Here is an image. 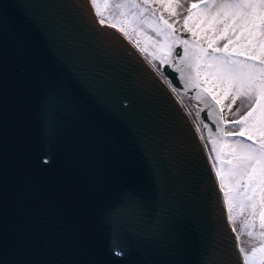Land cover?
Listing matches in <instances>:
<instances>
[{
	"label": "snow or ice",
	"instance_id": "1",
	"mask_svg": "<svg viewBox=\"0 0 264 264\" xmlns=\"http://www.w3.org/2000/svg\"><path fill=\"white\" fill-rule=\"evenodd\" d=\"M90 3L94 6L91 13L86 4L39 6L0 0V42L10 43L16 54L22 73L21 87L39 93L47 137L42 162L55 161L54 149L66 113L71 112L81 122L89 121L90 116L85 102L30 41L20 9H24V17H30L35 16V8L46 7L52 24L65 33L69 50L80 58L81 67L87 71V54L63 13L65 7H71L85 22L91 42L122 54L135 69L131 75L135 85L132 91L115 77L97 86L109 106L131 123L140 124L144 136L149 134L147 117H141V102L154 88L164 91L167 86L112 29H119L129 40L132 31H139L149 46H156L152 56L157 57L158 49L159 60L179 74L176 77L167 73L170 83L190 77L194 87L211 95L215 124L207 123V135L213 137L211 144L215 151L210 154L208 164L219 162L215 172L227 194L229 208L234 200L238 207L244 204L252 209L257 202L264 204V0H90ZM106 13L112 18L111 27H102L109 23L108 19H100ZM113 13L120 17L119 21ZM202 64L214 69L210 76L201 72ZM0 78L6 81V66L0 67ZM204 118L209 120L207 112ZM176 119L179 123L183 116ZM229 125L237 131L228 130ZM92 139L106 149L104 158L94 165L83 161L69 176V182L84 195L105 183L120 152L118 143L102 127L93 128ZM221 144L230 153L227 172ZM202 149L200 141L191 145L189 151L195 157ZM16 194L26 200L38 197L27 190L23 178L21 190ZM9 195L5 177L0 189V264H188L186 244L166 184L160 185L155 201L135 188L121 194L119 201L106 210V218L112 225L111 239L99 252L90 243L91 223L86 214L78 216L69 227L55 222L54 209L42 206L23 222L10 224ZM258 215L264 227V213ZM131 222L138 225L135 241L122 228ZM199 264H264V245L244 249L237 241L231 247L208 246L201 252Z\"/></svg>",
	"mask_w": 264,
	"mask_h": 264
},
{
	"label": "water",
	"instance_id": "2",
	"mask_svg": "<svg viewBox=\"0 0 264 264\" xmlns=\"http://www.w3.org/2000/svg\"><path fill=\"white\" fill-rule=\"evenodd\" d=\"M17 2L39 6L86 4L91 13L87 0ZM34 12L35 16L24 17V9H20L30 41L58 75L72 86L75 95L85 102L90 119L81 122L71 112L66 113L54 149L55 161L42 162L47 137L39 93L21 87L22 73L16 54L10 43L0 42V67L7 68L6 81L0 78V189L6 177L10 224L23 222L42 206L54 209L55 222L69 227L78 216L86 214L91 223L90 243L99 252L111 239L112 225L106 218V210L117 203L128 188H135L155 201L163 183L178 218L188 264H199L200 254L208 246L231 247L235 240L226 223L213 172L203 149L195 157L191 155L190 146L200 140L188 113L185 111V114L169 89L154 88L141 102V117H147L150 130L144 136L140 124L131 123L113 110L97 90L98 85L113 77L127 90H134L131 75L135 69L129 61L122 54L91 42L85 22L74 9L65 7L63 13L69 27L87 54L89 63L85 71L80 58L69 50L65 33L52 24L49 10L37 7ZM167 73L179 77L170 65L165 68V74L171 79ZM173 85L180 92L208 100L209 108L204 113H208L209 120H205L204 113L203 120L215 124L212 118L214 101L202 89L194 87L190 77L178 79ZM177 116H183L179 123ZM96 126L111 134L120 152L109 168L105 183L84 195L69 182V176L83 161L94 165L104 158L106 149L92 139V130ZM213 131L218 132V128ZM21 178L28 191L38 194L37 198L26 200L16 194L21 190ZM122 228L134 241L137 239L135 222L122 225Z\"/></svg>",
	"mask_w": 264,
	"mask_h": 264
},
{
	"label": "bare ground",
	"instance_id": "3",
	"mask_svg": "<svg viewBox=\"0 0 264 264\" xmlns=\"http://www.w3.org/2000/svg\"><path fill=\"white\" fill-rule=\"evenodd\" d=\"M100 19H105V16L100 17ZM118 31H119V29H118ZM121 34L128 39L127 35H125L124 33H121ZM137 41L138 40H136L134 38L129 40L131 45L137 51H139L143 57H145L147 62L150 64V66L156 71L158 76L162 78V80L164 81V83L166 85H168V87L171 89V91L173 92V94L177 98L176 100H178L177 101L178 104H180L184 108V110L188 113L191 121L195 125L197 132L199 133L200 140L203 141V151L207 157V160H209L211 158L210 154L213 153L212 152L213 146L211 144V140L213 137H209L207 135V133H208L207 123L202 120V113L209 107L208 100L203 99V98H197L196 96H194L192 94L183 93V92H180L177 89H175L174 86L170 83L169 79L164 74L165 64L155 63L145 53V51L142 50V48L145 46V44L144 43L138 44ZM202 67H203V64L201 65V72L204 71V70L202 71ZM206 88H207V84L204 82V89H206ZM202 91L206 93L205 95H210L209 93H207L203 89H202ZM223 111H225V110H223ZM205 150H206V152H205ZM221 152H222L224 159H225V166H224L225 171H227L228 170L227 161L230 159L229 149L224 144H221ZM218 163L219 162L217 161V164ZM217 164H209V166H210V169L212 170L213 174L215 175V178L218 180L219 185H220V189L223 192V188L221 187V182L219 180V174L215 172V168H216ZM223 194L225 195V199H226V203H227V194H225L224 192H223ZM227 206H228V204H227ZM234 207H237V203L235 200H234L231 208H229V206H228V211H229L231 223L234 226V229L236 230V232L238 234L239 242H240V245L242 246V248L251 249V248H256V247H260V246L264 245V228L263 229L261 228V221H260L259 215H258L259 213H264V204L257 202L256 210H254V213L251 210L247 211V207L244 204H241V206L238 207L241 210V212H244L245 215H248L247 219H249L251 226L255 227L257 229L258 233H257L255 238H247L246 235L240 231V229L238 227L239 225H238L237 220H236V212L234 210L235 209Z\"/></svg>",
	"mask_w": 264,
	"mask_h": 264
},
{
	"label": "rangeland",
	"instance_id": "4",
	"mask_svg": "<svg viewBox=\"0 0 264 264\" xmlns=\"http://www.w3.org/2000/svg\"><path fill=\"white\" fill-rule=\"evenodd\" d=\"M113 15L115 16V13H113ZM105 19H108L109 20V23H112V18L108 16V14L106 13L105 14ZM115 19L116 21H119L120 20V17L119 16H115ZM132 38L140 41V43H144L145 46L143 48H147V51H145V53L155 62V63H162L160 60H159V50L157 49V57L154 58L152 56V51L153 49L156 48V46L154 44H152L151 46H149V43L146 41L145 37L141 36L139 31H132ZM204 70V71H203ZM202 71L204 73H207L209 76L211 75V72L214 71V69H212L211 67L207 66V65H203L202 67ZM205 83L207 84V81H205ZM235 111V109L233 110ZM225 112H226V109H225ZM228 130L230 131H237V129H235L233 126L229 127ZM227 172V171H226ZM228 182V179L226 177L225 179V183ZM247 207V211L251 210L253 213H254V210L255 209H252L250 206H246ZM235 209V212H236V220H237V223H238V227L240 229V231L246 235L247 238H255L256 235H257V229L255 227H252L251 226V223L249 222V219L248 218V215H245L244 212H241V210L237 207H234ZM237 208V209H236ZM261 228L263 229L264 227L261 226Z\"/></svg>",
	"mask_w": 264,
	"mask_h": 264
}]
</instances>
